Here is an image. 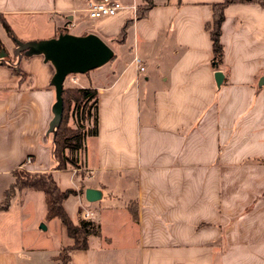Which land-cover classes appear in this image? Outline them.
Instances as JSON below:
<instances>
[{
	"label": "crops",
	"instance_id": "obj_1",
	"mask_svg": "<svg viewBox=\"0 0 264 264\" xmlns=\"http://www.w3.org/2000/svg\"><path fill=\"white\" fill-rule=\"evenodd\" d=\"M88 1L0 0V204L15 171H50L62 191L83 188L63 209L100 233L70 264H264V7H224L216 67L208 26L223 0L161 1L140 20L141 0H119L100 20L87 17ZM60 31L94 34L115 56L105 72L70 78L96 90L97 123L73 155L79 167L62 171L49 131L55 72L42 55L16 52ZM87 188L101 198L86 202ZM45 214L42 192L13 193L0 211V264H60L72 240Z\"/></svg>",
	"mask_w": 264,
	"mask_h": 264
},
{
	"label": "trees",
	"instance_id": "obj_2",
	"mask_svg": "<svg viewBox=\"0 0 264 264\" xmlns=\"http://www.w3.org/2000/svg\"><path fill=\"white\" fill-rule=\"evenodd\" d=\"M166 0H141L136 6L134 19L140 20L147 16L150 9L157 3ZM256 3L264 7V0H223L222 3L213 6V18L211 26H208L209 38L211 39L213 65L219 67L222 63L223 48L220 42L221 25L224 18V7L235 3ZM132 21L125 23L121 33L115 42L121 43L124 40L126 28ZM6 31L10 34V30L4 26ZM66 31H60L59 34H66ZM18 45V44H17ZM3 51V44L0 43V52ZM24 53V52H21ZM115 58L112 57L111 61ZM1 61V60H0ZM14 73H19L17 69H13ZM20 74V73H19ZM97 92L94 88H80V87H64L60 93V101L62 102L60 121L54 128V135L52 139V157L56 165L54 170L62 171L68 167L78 168L79 164L73 155L84 148L83 141L89 134L96 133L95 127L97 117L95 115V107L97 103ZM91 110H93L91 114ZM93 117V125L91 130H85L83 122L86 119ZM71 118H76L75 128H71L68 122ZM68 150L70 155L65 156V151ZM15 177L14 184L5 192L4 199L0 204V211H5L8 208L10 198L15 191L28 189L32 191H40L44 194L47 221L57 219L65 228L68 237L72 240L71 246L62 248L55 258L60 264H70V254L72 251L87 250V241L90 236H99L97 225L91 222H81L75 225L68 217L63 209V201L69 196H76L83 192L80 187L79 191L67 189L62 191L58 188L54 177L50 171L43 173H29L24 170H17L13 173Z\"/></svg>",
	"mask_w": 264,
	"mask_h": 264
},
{
	"label": "water",
	"instance_id": "obj_3",
	"mask_svg": "<svg viewBox=\"0 0 264 264\" xmlns=\"http://www.w3.org/2000/svg\"><path fill=\"white\" fill-rule=\"evenodd\" d=\"M16 52L18 55L24 52L25 56L42 55L53 67L55 74L52 85L56 90L57 102L54 106V119L50 123L49 131L54 130L61 118L60 93L64 79L75 74H87L90 70L104 66L114 56L110 47L91 33L86 36H73L66 33L43 42L18 43ZM221 77L220 73L215 74L217 84L220 83L218 80ZM262 84H264V78L260 80V85ZM84 198L86 202L93 203L101 198V192L94 188H87L84 192Z\"/></svg>",
	"mask_w": 264,
	"mask_h": 264
},
{
	"label": "built area",
	"instance_id": "obj_4",
	"mask_svg": "<svg viewBox=\"0 0 264 264\" xmlns=\"http://www.w3.org/2000/svg\"><path fill=\"white\" fill-rule=\"evenodd\" d=\"M123 9V5L120 3L119 0H94V1H88L86 4V7L84 9V12H86L87 17H89L92 20H100L104 17H111L115 16L120 12V10ZM132 9L135 11L136 7H132ZM134 63L139 66L140 60L138 58H134ZM141 71H144L143 68L139 67ZM32 163L31 158L27 157L25 159V165H30ZM81 170H76L75 173L80 172ZM87 216V213L84 215Z\"/></svg>",
	"mask_w": 264,
	"mask_h": 264
},
{
	"label": "rangeland",
	"instance_id": "obj_5",
	"mask_svg": "<svg viewBox=\"0 0 264 264\" xmlns=\"http://www.w3.org/2000/svg\"><path fill=\"white\" fill-rule=\"evenodd\" d=\"M107 67H108V64H105L103 67H100L101 69H99V71H94V73H95V74H98L99 72H105L106 69H107ZM75 75H77V77H78L79 79H83V78H81V77H83L82 75H79V74H75ZM75 75H71V76H75ZM84 75H85V74H84ZM71 76H68V77H66V78L64 79V85H65V86H71V87L79 86V84H80L79 81H77L75 84H71V82H70V81H71V80H70ZM75 119H76V118H74V123H75ZM87 120H88V121H87ZM75 125H76V123H75ZM83 125H85L86 128L90 129V128H91V119H86V122L84 121V122H83ZM60 177H61L62 179H63V178H67V177H68V174L65 173V172L63 171V173L60 174ZM14 181H15V177H14Z\"/></svg>",
	"mask_w": 264,
	"mask_h": 264
}]
</instances>
